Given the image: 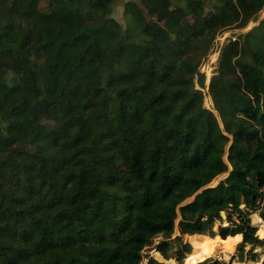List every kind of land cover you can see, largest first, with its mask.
<instances>
[{"label": "trees", "instance_id": "16d2710c", "mask_svg": "<svg viewBox=\"0 0 264 264\" xmlns=\"http://www.w3.org/2000/svg\"><path fill=\"white\" fill-rule=\"evenodd\" d=\"M40 1L0 0V264H139L159 236L165 259L203 236L255 260L264 18L220 49L217 116L196 84L217 34L264 0L129 1L125 28L117 0Z\"/></svg>", "mask_w": 264, "mask_h": 264}, {"label": "rangeland", "instance_id": "374dc122", "mask_svg": "<svg viewBox=\"0 0 264 264\" xmlns=\"http://www.w3.org/2000/svg\"><path fill=\"white\" fill-rule=\"evenodd\" d=\"M129 1H138V0H117L112 6V17L117 20L123 28L126 27V20L124 18V7L125 3ZM230 0H216L214 4H221L224 2H227ZM46 4L45 0L40 1V6H44ZM213 4H208L206 8H212ZM264 18V8L258 13V19L256 22H248V25L241 30L236 29H226L223 32L217 34V36L214 39L213 46L205 59L202 61L201 65L199 66V73L204 76V86L200 87L196 84V89L201 91V94L203 96V106L213 112L217 116V113L214 109V104L209 92V84L211 81L212 76L215 75V71L217 69L218 65V57L220 53L221 47L226 44L232 37H236L235 34H241L246 33L250 29L257 26L258 22ZM154 18L147 17V20H151ZM228 174H222L218 177H216L210 185L208 186H214L216 183L220 180L226 177ZM191 197L187 200H185L181 205L189 203L192 199ZM251 221L253 225L257 228V234L260 237H264V223L262 222L259 215L256 213H253L251 215ZM178 219L176 220V226H177ZM226 224V222L224 223ZM217 227H215L216 229ZM178 235L177 227H175L174 234L172 238ZM219 237V236H218ZM162 240V236H159L155 238L153 245L145 248L142 251V259L139 264H149L150 260H155L161 264H188V260L190 257H196L195 259H199L198 261H195L196 263L193 264H202L207 259H215L224 262L225 264H264V247L261 248H255L254 252L257 253V256L255 260H251L249 258H245L243 262H237V258L234 257L237 253L239 243L237 244L236 248L228 245L226 248L218 247L217 252L213 254L212 256H209L207 254V244L203 241L201 242L200 237H194L189 238L188 236H183L182 241L184 243H188L191 246V252L189 254H186L185 257L182 259V261H179L177 257L174 254V250L170 251L168 253L169 259L163 258V256L157 252L154 249V246L157 245ZM241 242V241H240ZM250 249L249 246H245V251H248ZM200 257V258H199ZM201 257H204L201 258ZM203 259V260H202Z\"/></svg>", "mask_w": 264, "mask_h": 264}, {"label": "bare ground", "instance_id": "6f19581e", "mask_svg": "<svg viewBox=\"0 0 264 264\" xmlns=\"http://www.w3.org/2000/svg\"><path fill=\"white\" fill-rule=\"evenodd\" d=\"M204 241L206 244H207V254L209 256H212L213 254H215L217 252V249L218 247H222V248H226L228 247V245H222V244H219L218 242L212 240L211 238L209 237H201V241ZM202 241V242H203ZM196 257H190V259L188 260V264H193V263H196L195 261H198L199 259H195ZM200 258V257H199ZM204 259V257H201ZM202 259V260H203Z\"/></svg>", "mask_w": 264, "mask_h": 264}]
</instances>
